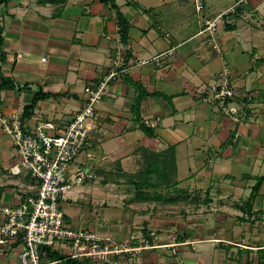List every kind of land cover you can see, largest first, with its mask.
Wrapping results in <instances>:
<instances>
[{
  "label": "crops",
  "instance_id": "1",
  "mask_svg": "<svg viewBox=\"0 0 264 264\" xmlns=\"http://www.w3.org/2000/svg\"><path fill=\"white\" fill-rule=\"evenodd\" d=\"M172 1L115 0L128 22L126 42L115 10L100 0L0 4V116L18 114L28 130L51 121L61 131L83 106L84 88L109 71L117 52L133 64L168 51L161 66H130L109 82L96 106V128L67 169L70 189L59 198L64 219L72 228L143 247L121 256L119 264H264V240L252 237L264 223L257 197L264 195V180L248 201L264 175V0H200L199 12L194 0ZM219 13L227 16L216 30L202 31L203 21ZM224 67L231 72L237 120L199 98L201 86L215 82ZM36 92L47 96L23 118ZM17 161L0 122L1 204L14 205L34 190L28 176L9 173ZM159 161L167 168L157 169ZM137 178L166 179L167 186L144 182L137 189ZM191 201L200 202L196 209L180 211L184 218L193 214V221H167L156 230L160 206L184 208ZM213 209L220 214L215 227L206 228V213ZM229 222L230 232L224 229ZM165 234L176 243L173 251L160 245L171 242L162 239ZM19 245L20 235L0 245V264H19Z\"/></svg>",
  "mask_w": 264,
  "mask_h": 264
},
{
  "label": "built area",
  "instance_id": "2",
  "mask_svg": "<svg viewBox=\"0 0 264 264\" xmlns=\"http://www.w3.org/2000/svg\"><path fill=\"white\" fill-rule=\"evenodd\" d=\"M194 2L195 10L201 11L202 2ZM223 15L219 13L212 19H205L202 31L213 33ZM210 43L214 50L219 51L214 39L211 38ZM167 55L168 51L149 60H135L132 64L125 63L122 54L117 52L109 71L84 88L83 106L61 131H55L51 121L39 122L28 130L23 126L20 115L0 116L1 127L10 136L18 155V161L9 167V173L28 176L34 187L14 205L0 203V245L20 235L19 264H58V261L42 260L44 246L57 251L64 249L65 255L81 263L119 264V258L124 254L139 252V247L130 246L126 240L116 242L89 229L72 228L64 219L59 198L70 189L66 177L68 166L81 152L89 132L96 128V106L106 93L109 82L126 73L130 66L148 61L161 66ZM230 76L229 68L224 67L215 82L201 86L199 98L205 104L218 107L223 115L237 120L236 110L231 106L234 85ZM84 177L83 171L76 172L77 181Z\"/></svg>",
  "mask_w": 264,
  "mask_h": 264
},
{
  "label": "trees",
  "instance_id": "3",
  "mask_svg": "<svg viewBox=\"0 0 264 264\" xmlns=\"http://www.w3.org/2000/svg\"><path fill=\"white\" fill-rule=\"evenodd\" d=\"M5 1L6 0H0V4H2ZM100 1L102 3H105V4H109L110 7L113 10H115L117 23H118V26H119V32H120V36H121V41L126 42V40H127L128 22L124 18L123 13L119 10V7L115 3V0H100ZM225 16H227V15H223V17H225ZM227 27L230 28V26H227ZM2 43H3V38H2V30H1V27H0V54H1V57L3 55V51L1 49ZM142 94H143L142 91H139V93L137 95L136 102H135V106L139 105L140 98H141ZM46 96H47L46 94H43V93H40V92H36L34 97H33V99H32V101L29 104H27L26 106H24L22 117L23 118L24 117H28L29 114L31 113V110L35 107L36 103L40 99L45 98ZM140 126L146 133H148L150 135L152 134V132L150 131L149 127H145L143 125H140ZM169 150L173 151L172 148L169 149ZM159 162H161V161H159ZM163 164H164V167L166 169L167 166H168V163L165 162ZM162 180H163V183H162L161 179H160V181H159V179H154V184L156 183L155 185H158L157 184V182H158L160 185H166L167 180L166 179H162ZM263 180H264V175L257 178L256 183L252 187V192H251L249 200H248L249 202L255 197V194H256V192H257V190H258V188H259V186H260V184L262 183ZM148 181L149 180H147V182ZM132 182H133L134 185H136L135 187L137 189H139V184H142L144 182H145V184L147 183L146 180H141L139 178H137V180H133ZM170 184H171V186H174L175 185V181L173 183L170 181ZM148 185L151 186V185H153V183H149ZM137 194H139V196H141L143 193H139L138 192ZM142 197H139V198H142ZM144 198H146V197H144ZM249 202H248V204H249ZM179 239H181V236H177V240H179ZM42 252H43L42 260H44V261H58L61 264H81V262L77 261L76 259H71L67 255H63L60 252H58L57 250L52 249L50 247L44 246L42 248ZM260 252H261L260 257L264 258V248H261ZM123 256H125V254Z\"/></svg>",
  "mask_w": 264,
  "mask_h": 264
},
{
  "label": "rangeland",
  "instance_id": "4",
  "mask_svg": "<svg viewBox=\"0 0 264 264\" xmlns=\"http://www.w3.org/2000/svg\"><path fill=\"white\" fill-rule=\"evenodd\" d=\"M173 1L171 0V2H170V4H167V5H173ZM165 7H167V6H165ZM161 8H163V7H161ZM217 110H218V107L216 108ZM219 111V110H218ZM231 118V117H230ZM159 164L157 165V169H159V168H163V163L162 162H158ZM160 171H162V170H160ZM160 181V180H159ZM161 181H162V183H163V180L161 179ZM147 182V181H146ZM154 183V180L152 181L151 179L146 183V184H149V183ZM156 184V183H155ZM157 184H158V186L160 185L158 182H157ZM257 197H260V198H262V200H263V203L262 204H260V206H259V209L261 210H263V208H264V195L263 194H258V196ZM194 198H198V196H192V199L194 200ZM200 202H197V201H195V202H193V201H191V203L188 205V207L186 206V203H184V205H185V207L184 208H181V206L180 205H176V206H174V205H169V204H167V205H165V206H160V208L158 209V214H161L162 216H161V223L159 224L158 223V221H156L157 222V224L155 223L154 225H155V227H156V230L157 229H163V224L165 225V224H167L168 222L170 223V222H172V221H174L175 223H177V222H179V221H182V222H185V221H193V219H194V215L193 214H190V216L189 217H187V218H184L183 217V215H182V213H181V209H184V210H187L188 208H190V206H191V208L194 210V209H196L197 207H198V204H199ZM230 207V206H229ZM187 208V209H186ZM231 208V207H230ZM215 209H213V211H207V213H206V218H207V226H205L206 228H211V227H215V217L218 215V213H214V212H216V211H214ZM220 214V213H219ZM157 215V214H156ZM159 216V215H158ZM164 216H166V217H164ZM198 216V215H197ZM228 220L229 221H233V220H235V217H233V216H230V215H228ZM168 221V222H167ZM188 223V222H187ZM253 223V222H252ZM258 224H260L259 226H255L256 227V229L254 230V232L256 233V234H253L252 235V237H261L260 238V240H264V223H263V221H261V222H259ZM185 225H186V223H185ZM158 226H160V227H158ZM225 226H227L226 228H224V229H226V231H231V229H232V227H233V224L231 223V222H229V223H227ZM192 227H195V224H193V226ZM176 228V227H175ZM216 228H219V227H216ZM215 228V229H216ZM142 228H139V231L141 230ZM177 229V228H176ZM258 229V230H257ZM144 230V229H143ZM194 231V230H193ZM155 233H157V231H155L154 232V234L153 235H156ZM196 233V232H195ZM258 233V234H257ZM140 234V233H139ZM141 235V234H140ZM152 235V234H151ZM163 236V235H162ZM161 236V237H162ZM167 236V237H166ZM166 237V240H169L170 238H169V236L168 235H164L163 237H162V239H164ZM171 237V236H170ZM259 239V238H258ZM170 240H171V242H170ZM169 240V242L170 243H168V244H170V245H172L171 247V249H172V251L174 250V248L175 247H177V246H175L176 245V243L174 244L173 243V241H172V239H170ZM187 243V242H186ZM190 243V242H189ZM168 244H160L162 247L163 246H165V247H167L168 248ZM191 245H200V242L199 241H192L191 243H190ZM201 246V245H200ZM174 247V248H173ZM198 249H199V246H196ZM143 247H139V250H141ZM225 251V250H224ZM234 251H236V250H234ZM233 252V251H232ZM165 253H169V252H167V250H165ZM234 253H236V252H234ZM214 253H212V255H213ZM230 254V253H229ZM195 255V254H194ZM211 255V256H212ZM91 264H102V263H99V262H97V261H93Z\"/></svg>",
  "mask_w": 264,
  "mask_h": 264
}]
</instances>
